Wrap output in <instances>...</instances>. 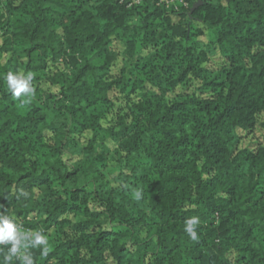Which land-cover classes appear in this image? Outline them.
Here are the masks:
<instances>
[{"label": "trees", "instance_id": "trees-1", "mask_svg": "<svg viewBox=\"0 0 264 264\" xmlns=\"http://www.w3.org/2000/svg\"><path fill=\"white\" fill-rule=\"evenodd\" d=\"M158 1L0 0V212L34 264H264V0Z\"/></svg>", "mask_w": 264, "mask_h": 264}, {"label": "clouds", "instance_id": "clouds-1", "mask_svg": "<svg viewBox=\"0 0 264 264\" xmlns=\"http://www.w3.org/2000/svg\"><path fill=\"white\" fill-rule=\"evenodd\" d=\"M3 79L6 81L7 89L15 99H23L24 103H30V98L34 95L32 73L21 71H8ZM27 196V193H22ZM135 198H141V192H135ZM199 224L198 217L186 219L184 230L192 240H196V227ZM47 238L38 230H22L15 220L8 214L0 212V246L7 247V254L0 264H12L14 258L20 264H34L29 248H40L46 254Z\"/></svg>", "mask_w": 264, "mask_h": 264}, {"label": "rangeland", "instance_id": "rangeland-1", "mask_svg": "<svg viewBox=\"0 0 264 264\" xmlns=\"http://www.w3.org/2000/svg\"><path fill=\"white\" fill-rule=\"evenodd\" d=\"M135 2L137 3H140L142 2L143 0H134ZM200 2V1H199ZM158 3L160 5H164L165 8L168 9V11H173V10H176V11H179V10H182V8H184V10H187L188 14L190 15L191 13V4L188 0H165V1H161L159 0ZM198 3V2H197ZM191 8V9H190ZM186 22H189V20H187V18L185 19ZM190 23L194 26V27H199L200 24L199 22H192L190 21ZM205 38V37H204ZM60 69L62 70H65V71H68L70 72L71 70L65 66V64H61L60 65ZM110 115V114H109ZM111 116V115H110ZM257 134H260V132H258ZM23 230V228H21Z\"/></svg>", "mask_w": 264, "mask_h": 264}, {"label": "water", "instance_id": "water-1", "mask_svg": "<svg viewBox=\"0 0 264 264\" xmlns=\"http://www.w3.org/2000/svg\"><path fill=\"white\" fill-rule=\"evenodd\" d=\"M200 3H201V2L196 3V4L192 7L190 13H192V12L198 7V5H199Z\"/></svg>", "mask_w": 264, "mask_h": 264}, {"label": "built area", "instance_id": "built-area-1", "mask_svg": "<svg viewBox=\"0 0 264 264\" xmlns=\"http://www.w3.org/2000/svg\"><path fill=\"white\" fill-rule=\"evenodd\" d=\"M161 1H165V0H161Z\"/></svg>", "mask_w": 264, "mask_h": 264}]
</instances>
